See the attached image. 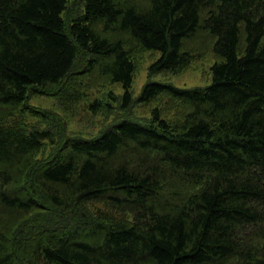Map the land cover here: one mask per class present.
Here are the masks:
<instances>
[{"label": "trees", "instance_id": "trees-1", "mask_svg": "<svg viewBox=\"0 0 264 264\" xmlns=\"http://www.w3.org/2000/svg\"><path fill=\"white\" fill-rule=\"evenodd\" d=\"M112 83L95 138L29 103ZM0 264H264V0H0Z\"/></svg>", "mask_w": 264, "mask_h": 264}, {"label": "rangeland", "instance_id": "rangeland-1", "mask_svg": "<svg viewBox=\"0 0 264 264\" xmlns=\"http://www.w3.org/2000/svg\"><path fill=\"white\" fill-rule=\"evenodd\" d=\"M160 56L159 51H146L137 58L136 70L131 84V92L136 97L148 78L151 81L171 83L177 87H204L211 82V66L215 59L208 52L203 58H195L190 65L179 71H161L148 77V67ZM112 90L116 95L123 93L120 83H112L105 87H95L90 90L89 95L68 109H62L56 98L46 95H35L29 103L43 108L55 110L65 121L68 131L79 134L84 138H95L99 136L106 127L114 121V115L103 114L101 111L93 112L90 103L94 98H105L107 91ZM110 103L117 109V102ZM155 106L154 102L136 104L131 114L137 118H148L150 109ZM37 117H34L36 119ZM39 118V117H38ZM32 119V120H34Z\"/></svg>", "mask_w": 264, "mask_h": 264}]
</instances>
